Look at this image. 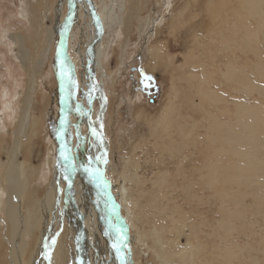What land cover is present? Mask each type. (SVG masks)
I'll list each match as a JSON object with an SVG mask.
<instances>
[{
    "label": "rangeland",
    "instance_id": "obj_1",
    "mask_svg": "<svg viewBox=\"0 0 264 264\" xmlns=\"http://www.w3.org/2000/svg\"><path fill=\"white\" fill-rule=\"evenodd\" d=\"M96 1L102 15L110 4L117 15L103 35L105 74L97 77L108 93L101 133L111 147V179L123 194H132L126 264H264V79L251 71L256 65L264 71L263 30L241 38L243 22L242 29L230 24L235 16L228 9H235L238 0ZM56 2L0 0V163L8 160L20 111L27 105V129L14 163L24 171L20 207L25 214L30 210L35 222L59 156L62 109L54 64L59 37H50ZM89 15L79 12L73 25L69 9L58 15L59 24H71L72 70L80 93L87 94L77 100L85 105L91 97ZM250 20L247 30L253 29ZM228 25L237 30L236 38L231 30L223 35ZM16 36L27 50L26 61L11 39ZM232 70L238 71L231 75ZM246 126L256 128L254 137L231 144L229 136ZM4 196L1 188L0 264H8L9 252ZM58 204L46 226L69 258L72 233L61 215L66 207L61 200ZM41 226V221L32 225L23 264Z\"/></svg>",
    "mask_w": 264,
    "mask_h": 264
},
{
    "label": "bare ground",
    "instance_id": "obj_2",
    "mask_svg": "<svg viewBox=\"0 0 264 264\" xmlns=\"http://www.w3.org/2000/svg\"><path fill=\"white\" fill-rule=\"evenodd\" d=\"M118 2H123V0H118ZM118 2L116 3L117 9ZM128 2L129 0H126V4ZM100 5L101 3L99 4L96 0H57L55 4L56 15L54 20L56 25L52 29V34L50 37H52V35L53 37L55 35L59 37V43L57 45L55 54L56 56L54 59L55 73L59 85V93L61 94L60 104L62 109V120L60 121L59 129L56 131V138L59 146V156L54 171V176L48 183V193L46 194L42 202L38 204L37 207L38 212L36 217H38L37 221L42 222V228L40 231V235L36 238L34 250L30 255V260L28 263L25 264H72V262L74 264L75 262H77V264L127 263L125 261V245L127 243V236L125 230H127V228L131 229V223L133 221V216L129 208V205L132 204V200L130 198L132 194L127 192L123 194V189L121 185L111 179L112 163L111 159L109 158V152L111 150V147L108 137L101 133V123L103 121V116L107 107L108 93L105 92V87L102 80H99L97 77L99 75L100 78H102V75L105 74L104 69L102 67V63L105 56L103 35L106 28L111 22L115 20L114 17L117 15L113 13L114 8L112 4L106 7V10L102 15ZM65 7L69 9V12L71 14L72 25L77 21L79 12L87 13L88 15L90 14V26L88 27V29L91 32L87 42L89 44L88 75H90V78L88 80H90L91 82L89 88L91 92V94H89L91 95V97L90 102L87 105L84 104V100H77L78 97H81V99H85L87 94H85L84 91L80 93L79 90L81 88L79 87L78 80L73 72L75 70H72L74 59L70 57V46L68 42L69 29L71 24L66 25L63 23V21L61 22V24H59V12H61V9H64ZM228 9H230L235 16V20L230 21V24H238L240 25L238 26V28L242 29L241 23L243 22L242 32L244 31V33L239 34L241 38H245L242 37V35L249 38L250 35H252H249V33H255L256 31L261 29L264 32V0H238L236 8H233L234 10L232 9V7H229ZM241 11L246 14V16H244L243 18H241ZM248 19H251L253 21V23L250 24L253 26L252 30H247L249 28L247 26ZM229 30H231L233 37L236 38V36H238V34L236 33L237 30L229 25L221 31H224V35L225 32H230ZM20 37H11V39L16 45L18 50V56L23 62V59L25 61L27 59V50L24 49V45H22L23 41ZM260 43L262 44V42ZM235 46L237 45L235 44ZM250 46L251 45H249V47ZM224 48L227 47L225 46ZM241 49L242 47L240 48V50ZM258 49L259 48H257V50ZM225 50L227 51V49ZM246 50L249 51L248 49ZM252 53L253 52H251L250 54ZM254 57H256L255 54ZM238 59L240 60V58ZM244 60H246V58ZM241 61H243V59ZM261 64L262 63H260V65ZM255 67L257 70H254L255 68L251 70L253 71V74L255 71V75L258 78L264 79V71L260 69L261 67L258 68L257 65ZM236 71L238 70H232L231 75L236 73ZM224 74L225 73H223V75ZM224 76H226V74ZM245 80L247 79L243 78L242 81H240L242 82V84H244ZM93 101H97V113L92 108V105L94 103ZM26 107L28 106L25 105L20 111L18 123L16 124L13 133V139L10 152L8 154V160L5 163L3 162L4 164L0 163V191L1 188L5 190V196L1 199V201L3 200L1 210L3 216L5 217V221L9 227L8 264H23V257L25 256L24 254L29 240L28 236H30L31 229L33 228L32 225L37 222H35L34 218L31 217L30 210H28L25 214L22 212V209L20 207L21 197L23 195L25 184L23 177L24 171H22L20 167H17L14 163L15 156H17V152L20 146V140L24 135L25 130L27 129L26 125L28 123V119L26 117ZM76 115L79 117L77 121H75L74 119ZM241 117H236L237 119L236 121H234L240 123ZM257 118L258 115L254 117V120ZM255 132V127L246 126L242 128V131L235 137L229 136L228 141L231 144L233 143L232 141L242 142L243 139L254 137ZM74 137H77V140H74ZM73 144H77L78 148L75 149ZM236 148L232 152H235L237 149L240 150L239 147L237 149ZM236 155L238 157L237 153ZM101 172H104V179L106 181L105 183L109 185L111 195L113 196L115 202L119 207V214L122 218L121 220L123 222V226L125 227L124 232L122 231V229L124 228L118 223V219L115 218V210L111 206L110 201L107 200V196L103 191L102 186L104 184L103 182H101ZM2 181L4 182V184H2ZM61 183H64V188L59 187V184ZM59 189L61 191H59ZM58 200H61V202H63L66 207V209L64 208L61 211V215H63V217L67 219L69 224L68 228L70 230V233H72L73 244L71 248V257L69 258L66 257L67 255H65L61 251L62 242L59 241L57 237L58 235L56 236L52 234L51 229L47 228L46 226L47 217L51 215V217L54 218L52 215H54V208L59 205ZM123 205H125V208L123 211H121ZM63 221L64 219L62 220V222ZM62 224L63 223L60 222L59 226H61ZM153 230L158 235L159 231L155 228H153ZM156 233H154V235ZM128 238L129 242L132 243L131 236H128ZM56 241H58L57 251H55L54 247ZM173 257H176V255H172V258ZM180 257L182 259L186 258L185 256ZM191 257L193 258V256ZM191 257L189 259H191Z\"/></svg>",
    "mask_w": 264,
    "mask_h": 264
},
{
    "label": "water",
    "instance_id": "obj_3",
    "mask_svg": "<svg viewBox=\"0 0 264 264\" xmlns=\"http://www.w3.org/2000/svg\"><path fill=\"white\" fill-rule=\"evenodd\" d=\"M101 182H103V184H104L102 187H103V191L105 192V195L107 196L106 198H107V200L110 201L111 206L113 207V209L116 212L115 218L118 219V223L124 228V229H122V231L124 232L125 227L123 226V222L121 220L122 218L119 214V207H118L117 203L115 202L113 196L111 195V192L109 190V185L105 183L106 181L104 179V172H101Z\"/></svg>",
    "mask_w": 264,
    "mask_h": 264
}]
</instances>
